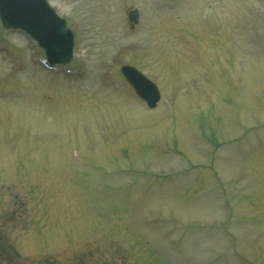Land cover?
<instances>
[{"label":"rangeland","instance_id":"rangeland-1","mask_svg":"<svg viewBox=\"0 0 264 264\" xmlns=\"http://www.w3.org/2000/svg\"><path fill=\"white\" fill-rule=\"evenodd\" d=\"M50 2L74 30V66L89 78L87 85L52 80L31 65L28 40L2 32L13 52L0 53V83L14 87L0 88V264H202L226 251L221 233L200 229L176 255L171 246L180 234L167 224L221 218L218 197L202 194L222 185L233 196L228 228L243 230L236 235L246 264H264V45L249 16L264 0ZM131 8L141 14L135 29ZM181 29L208 37L190 45ZM16 59L23 71H13ZM126 62L147 71L170 100L144 110L125 93L98 94V76ZM208 65L227 70L215 76ZM244 125L257 130L230 143ZM168 165L188 170L164 172ZM123 187L132 215L170 222L144 225L128 211L126 224ZM231 263L223 256L213 264Z\"/></svg>","mask_w":264,"mask_h":264},{"label":"water","instance_id":"water-1","mask_svg":"<svg viewBox=\"0 0 264 264\" xmlns=\"http://www.w3.org/2000/svg\"><path fill=\"white\" fill-rule=\"evenodd\" d=\"M3 2L1 13L5 23L20 27L37 38L46 49L50 60L67 61L71 57L72 39L70 33L62 29L60 35H53L44 29L43 13L44 9H47L42 0H0V3ZM45 22L49 23L48 20ZM46 40L48 43L45 42ZM137 89L142 92L138 87Z\"/></svg>","mask_w":264,"mask_h":264}]
</instances>
